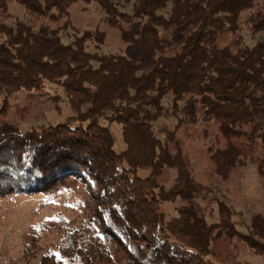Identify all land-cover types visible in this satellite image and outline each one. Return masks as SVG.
<instances>
[{
  "label": "trees",
  "instance_id": "trees-1",
  "mask_svg": "<svg viewBox=\"0 0 264 264\" xmlns=\"http://www.w3.org/2000/svg\"><path fill=\"white\" fill-rule=\"evenodd\" d=\"M78 4H97L134 52H89L104 34L79 35L71 22ZM10 5L24 21H11ZM245 13L252 36H262L253 45L240 34ZM227 35L230 43L220 45ZM53 89L72 110L67 123L22 132L9 119L11 96L49 97ZM187 96L226 141L208 149L213 173L228 183L255 165L264 185V0H0V200L82 184L92 202L85 220L36 228L24 257L38 254L43 238L59 254H44L39 264H117L121 251L127 264H245L239 255L247 249L264 263V214L238 231L218 190L195 180L179 125L153 127L177 116ZM140 170L150 174L142 178ZM166 170L176 174L167 189L160 183ZM201 202L216 204L217 223H207ZM161 203L178 204L174 216L166 218Z\"/></svg>",
  "mask_w": 264,
  "mask_h": 264
},
{
  "label": "rangeland",
  "instance_id": "rangeland-1",
  "mask_svg": "<svg viewBox=\"0 0 264 264\" xmlns=\"http://www.w3.org/2000/svg\"><path fill=\"white\" fill-rule=\"evenodd\" d=\"M130 11V7H126ZM11 21H24L22 11L9 6ZM245 13L241 17L240 34L248 45L255 44L262 36H252L249 30L248 17ZM71 22L79 35L84 32H101L104 34L102 44L95 41L88 43L87 50L96 54H120L130 56L134 49L124 43L117 29L112 28L105 20L102 9L97 4H78L71 9ZM72 32V31H71ZM231 35L219 40L222 46L228 45ZM55 90V89H53ZM54 93V94H53ZM47 95L30 96L23 92L9 98L11 109L9 119L16 124L22 132H27L38 126H56L67 123L73 116L72 110L60 91H53ZM57 96V99H53ZM194 97L187 96L180 103L177 116L161 118L153 125L155 131L165 125L169 130L176 128V136L182 143V152L190 163L195 180L205 186L215 187L217 196L234 210L232 221L238 231L246 232V226L253 214H264V185L263 179L258 175L255 165H249L241 172L231 175L228 183H222L213 173V166L209 158V148H223L226 141L219 134L216 124L205 125L200 121V116L194 105ZM164 107H170L169 99L163 102ZM179 120H181L179 122ZM115 139V150L122 152L125 145L122 141L120 126L111 125ZM261 153L260 147L253 150L255 158ZM150 171L140 170L137 175L146 178ZM173 170H166L160 178V183L165 189L169 188L175 178ZM91 196L82 184L60 190L53 194L9 195L0 200V264H39L41 256L54 253L58 256L56 248L42 238V248L38 254L24 257V248L30 242L31 233L43 223L65 218L68 220H85L91 215L87 206ZM178 204L161 203L160 212L166 218L174 216V208ZM205 208L207 223H217L219 220L216 204L207 205ZM224 248L219 249L220 257ZM222 254V255H221ZM123 252L115 256L117 264H127L122 260ZM239 260L245 264H264L262 259L252 250H244L239 255Z\"/></svg>",
  "mask_w": 264,
  "mask_h": 264
}]
</instances>
